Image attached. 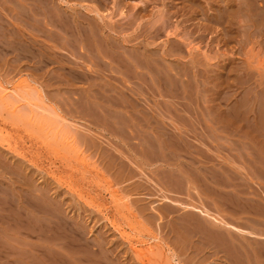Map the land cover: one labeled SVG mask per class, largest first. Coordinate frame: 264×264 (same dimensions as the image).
Here are the masks:
<instances>
[{
  "label": "rangeland",
  "instance_id": "374dc122",
  "mask_svg": "<svg viewBox=\"0 0 264 264\" xmlns=\"http://www.w3.org/2000/svg\"><path fill=\"white\" fill-rule=\"evenodd\" d=\"M25 1L0 0V264H264V19L243 30L236 0Z\"/></svg>",
  "mask_w": 264,
  "mask_h": 264
},
{
  "label": "bare ground",
  "instance_id": "6f19581e",
  "mask_svg": "<svg viewBox=\"0 0 264 264\" xmlns=\"http://www.w3.org/2000/svg\"><path fill=\"white\" fill-rule=\"evenodd\" d=\"M32 1V0H31ZM36 1V0H35ZM83 1V0H82ZM97 1V0H96ZM100 1V0H99ZM109 1V0H108ZM115 1V0H114ZM135 1V0H134ZM140 1V0H139ZM175 1H177L178 2V0H175ZM183 1H185V0H183ZM222 0H220V2H221ZM231 1V0H230ZM25 2H29L28 0L27 1H25ZM34 2V1H33ZM42 2V1H41ZM45 1L43 0V3H44ZM86 2V1H85ZM84 1H83V3H85ZM90 2V1H89ZM88 2V3H89ZM94 2V1H93ZM104 2V1H103ZM118 2H119V0H118ZM148 2V1H147ZM151 2H152V0H151ZM151 2H150V4H151ZM155 2V1H154ZM164 2V1H163ZM192 2V1H191ZM225 2V1H224ZM31 3V2H30ZM54 3V2H53ZM62 3V2H61ZM67 3V2H66ZM81 3V2H80ZM87 3V4H88ZM91 3V2H90ZM95 3H97V2H95ZM94 3V4H95ZM142 3V2H141ZM140 3V4H141ZM190 3V2H189ZM209 3V2H208ZM93 4V5H94ZM148 4V3H147ZM183 4V3H182ZM191 4V3H190ZM200 4V3H199ZM217 4V3H216ZM219 4V3H218ZM31 5V4H30ZM37 5H39V4H37ZM47 5V4H46ZM45 5V6H46ZM69 6H70V4H68ZM99 5V4H98ZM102 5V4H101ZM107 5V4H106ZM135 5H138V4H135ZM144 5V4H143ZM198 5V4H197ZM27 6H28V4H27ZM33 6H34V4H33ZM36 6V5H35ZM42 6H44L43 4H42ZM44 6V7H45ZM108 6V5H107ZM141 6V5H140ZM164 6V5H163ZM167 6V5H166ZM192 6V5H191ZM216 6V5H215ZM225 6V5H224ZM224 6H220L219 7V9L218 10H215V11H217V18H216V20H217V23L219 24V25H230V26H232L231 24V22H230V19L227 17V10H226V8H224ZM49 7V6H48ZM76 7V6H75ZM103 7V6H102ZM149 7V6H148ZM188 7H190L189 5H188ZM187 7V8H188ZM197 7V6H196ZM208 7V6H207ZM217 7V6H216ZM235 12H236V16H237V18L236 19H238V25L239 26H241V28L244 30V28L243 27H247V23L249 22V24H251L252 26H250V27H257L255 30L257 31V29H258V27L259 26H261V23H263L262 21H263V19H264V0H236V2H235ZM32 8V7H31ZM30 8V9H31ZM36 8V7H35ZM34 8V9H35ZM50 8V7H49ZM55 8V7H54ZM94 8V7H93ZM99 8V7H98ZM105 8V7H104ZM192 8H193V6H192ZM191 8V9H192ZM200 8H201V6H200ZM213 8V7H212ZM28 9V8H27ZM33 9V8H32ZM31 9V10H32ZM39 9H41V8H39ZM39 9H38V11H39ZM68 9V8H67ZM82 9V8H81ZM83 9H85L84 7H83ZM82 9V10H83ZM95 9V8H94ZM132 9V8H131ZM148 9V8H147ZM189 9V8H188ZM197 9V8H196ZM202 9V8H201ZM205 8H203V10H204ZM231 9H233V8H231ZM22 10V9H21ZM24 10V9H23ZM86 10V9H85ZM200 10V9H199ZM16 11V10H15ZM44 11V10H43ZM42 11V12H43ZM46 11V10H45ZM138 11V10H137ZM136 11V12H137ZM141 11V10H140ZM149 11H150V9H149ZM148 11V12H149ZM196 11V10H195ZM201 11V10H200ZM200 11H199V13H200ZM211 11V10H210ZM229 11H231L232 12V10H229ZM249 11H250V13H249ZM26 12V11H25ZM27 12H28V10H27ZM26 12V13H27ZM87 12H89V10L87 11ZM90 12H91V10H90ZM99 11H94L93 10V13H94V15L95 16H100L99 15V13H98ZM159 12H161V11H158V14H159ZM202 12V11H201ZM29 13H31V12H29ZM48 13V12H47ZM50 13V12H49ZM63 13V12H62ZM203 13H204V11H203ZM233 13V12H232ZM39 14H40V12H39ZM119 14V13H118ZM134 14V13H133ZM132 14V15H133ZM145 14H147V13H145ZM34 15V14H33ZM32 15V16H33ZM41 15V14H40ZM51 15H52V13H51ZM50 15V16H51ZM64 15V14H63ZM62 15V16H63ZM73 15H74V12H73ZM78 15V14H77ZM76 15V16H77ZM81 15V14H80ZM85 15V14H84ZM83 15V16H84ZM120 15V14H119ZM150 15V14H149ZM36 16H38V14L36 15ZM49 16V19L51 18ZM59 16V18L61 17V15L59 14L58 15ZM75 16V15H74ZM83 16H81V17H83ZM112 16V15H111ZM124 16V15H123ZM128 16V15H127ZM209 16H211V15H209ZM29 17H30V15H29ZM39 17V16H38ZM47 17H48V15H47ZM46 17V18H47ZM94 17V16H93ZM104 17V16H103ZM148 17V16H147ZM214 17V16H213ZM57 18V17H56ZM58 18V19H59ZM68 18V17H67ZM70 18V17H69ZM68 18V19H69ZM84 18H87V17H84ZM138 18V17H137ZM144 18V17H143ZM207 18V17H206ZM212 18V17H211ZM235 18V17H234ZM32 18H30V20H31ZM48 19V18H47ZM65 19V18H64ZM74 19V18H73ZM94 19H98V18H94ZM101 19V18H100ZM126 19V18H125ZM124 19V20H125ZM142 19V18H141ZM168 19H169V16H168V12L167 11H164V12H162V13H160V15H159V17L156 19V21L155 22H153L151 25L153 26V28H155V24H159V22H160V27L161 28H163L164 30H166V26H167V23H168ZM213 19V18H212ZM33 20V19H32ZM45 20V19H44ZM53 20H54V18H53ZM78 20H80V19H78ZM127 20H128V18H127ZM136 20V19H135ZM206 20V19H205ZM208 20V19H207ZM214 20V19H213ZM0 21H1V19H0ZM37 21H39V20H37ZM49 21V20H48ZM52 21V20H51ZM61 21H62V18H61ZM81 21H83V20H81ZM85 21H88V19L87 20H85ZM112 21H114V19L113 20H111V24H112ZM122 21V20H121ZM130 21V20H129ZM134 21V20H133ZM137 21V20H136ZM215 21V20H214ZM2 22V21H1ZM42 22V21H41ZM44 22V21H43ZM58 22V21H57ZM63 22V21H62ZM68 22V21H67ZM71 22V21H70ZM70 22H68V23H70ZM78 22V21H77ZM99 22V21H98ZM124 22V21H123ZM135 22V21H134ZM209 22V21H208ZM40 23V22H39ZM53 23V22H52ZM65 23V22H64ZM79 23V22H78ZM96 23V22H95ZM94 23V24H95ZM104 23V22H103ZM21 24H24V23H20V25ZM41 24V23H40ZM54 24V23H53ZM109 24V23H108ZM120 25H121V23H119ZM119 24H117V25H119ZM125 24H126V22H125ZM27 25H29V24H27ZM59 25V24H58ZM69 25V24H68ZM76 25V24H75ZM75 25H74V27H75ZM104 25V24H103ZM128 25V24H127ZM131 25V24H130ZM148 25V24H147ZM54 26V25H53ZM52 26V27H53ZM56 26V25H55ZM93 26V25H92ZM111 26V25H110ZM124 26V25H123ZM122 26V27H123ZM126 26V25H125ZM136 26V25H135ZM229 26V27H230ZM243 26V27H242ZM45 27V26H44ZM47 27V26H46ZM60 28H61V26H59ZM68 27V26H67ZM72 27V26H71ZM85 27V26H84ZM120 27V26H119ZM27 28V27H26ZM29 28H31V27H29ZM86 28H87V26H86ZM103 28V27H102ZM121 28V27H120ZM179 28V27H178ZM231 28V27H230ZM240 28V27H239ZM63 29H64V27H63ZM105 29V28H104ZM122 29V28H121ZM127 30H128V28H126ZM138 29V28H137ZM150 29V28H149ZM157 29H158V27H157ZM204 29V28H203ZM261 29H262V27H261ZM264 29V28H263ZM30 30V29H29ZM78 30V29H77ZM95 30H98V29H95ZM94 30V31H95ZM103 30V29H102ZM108 30V29H107ZM125 30V29H124ZM154 30H156V29H154ZM161 30V29H160ZM225 30V29H224ZM246 30H250L249 29V27H248V29L246 28ZM259 30H260V27H259V29H258V32H259ZM39 31V30H38ZM63 31V30H62ZM67 31V30H66ZM85 31V30H84ZM87 31V30H86ZM206 31V30H205ZM218 31V30H217ZM225 31H227V30H225ZM240 31V30H239ZM64 32V31H63ZM97 32V31H96ZM113 32H115V31H113ZM158 32H160V31H158ZM157 32V33H158ZM166 32V31H165ZM221 32V31H220ZM228 32V31H227ZM230 32V31H229ZM241 32V31H240ZM245 32V31H244ZM247 32V31H246ZM255 32V31H254ZM263 32H264V30H263ZM261 30H260V32L257 34V32L255 33L257 36V38H259L260 40H261V38L263 37V35H264V33H263ZM28 33V32H27ZM65 33V32H64ZM68 33V32H67ZM164 33V32H163ZM167 33V32H166ZM232 32H230V34H231ZM248 33V32H247ZM60 34H62V33H60ZM79 34V33H78ZM98 34V33H97ZM113 34V33H112ZM126 34V33H125ZM124 34V35H125ZM224 34V33H223ZM243 34V33H242ZM245 34V33H244ZM63 35V34H62ZM65 35V34H64ZM102 35V34H101ZM100 35V36H101ZM114 35V34H113ZM156 35V34H155ZM176 35V34H175ZM219 35V34H218ZM226 35V34H225ZM71 36V35H70ZM72 36H73V34H72ZM164 36V35H163ZM167 36V35H166ZM179 36H180V34H179ZM245 36V35H244ZM80 37H81V35H80ZM85 37V36H84ZM97 37V36H96ZM124 37V36H123ZM122 37V38H123ZM156 37V36H155ZM158 37V36H157ZM160 37V36H159ZM158 37V38H159ZM249 37H251V36H249ZM255 37V38H256ZM28 38V37H27ZM53 38V37H52ZM92 38V37H91ZM98 38V37H97ZM101 38V37H100ZM127 38V37H126ZM157 38V39H158ZM51 39V38H50ZM63 39V38H62ZM75 39V38H74ZM85 39H87V38H85ZM93 39V38H92ZM251 39V38H250ZM259 39H257V40H259ZM22 40V39H21ZM31 40V39H30ZM69 40V39H68ZM73 40V39H72ZM79 40V39H78ZM107 40H109V38L107 39ZM127 40V39H126ZM187 40V39H186ZM222 40H223V38H222ZM226 40V39H225ZM233 40V39H232ZM241 41H242V39H240ZM16 41V40H15ZM27 41V40H26ZM29 41V40H28ZM49 41V40H48ZM53 41H55V40H53ZM62 41V40H61ZM98 41H99V39H98ZM169 41H170V39H169ZM171 41H173V39L171 40ZM228 41V40H227ZM1 42V41H0ZM51 42V41H50ZM59 42V41H58ZM63 42H65L66 43V40H64ZM68 42V41H67ZM76 42V41H75ZM78 42V41H77ZM80 42V41H79ZM156 42V41H155ZM261 42V41H260ZM259 42V43H260ZM263 42V41H262ZM16 43H17V41H16ZM52 43V42H51ZM57 43V42H56ZM56 43H55V45H56ZM97 43V42H96ZM101 43V42H100ZM100 43H97L98 44V46H100L99 44ZM108 43V42H107ZM112 43V42H111ZM128 43V42H127ZM168 43V42H167ZM256 43H257V41H256ZM255 43V44H256ZM264 43V42H263ZM262 43V44H263ZM32 44V43H31ZM72 44V43H71ZM74 45L73 46H75V44L76 43H73ZM113 44V43H112ZM223 44H225V43H223ZM254 43H250V45H253ZM261 44V43H260ZM259 44V45H260ZM10 45V44H9ZM21 45V44H20ZM24 45V44H23ZM33 45V44H32ZM91 45V44H90ZM89 45V46H90ZM102 45V44H101ZM108 45V44H107ZM153 45H154V43H153ZM173 45V44H172ZM229 45V44H228ZM237 45V44H236ZM246 45H248V43H246ZM70 46V45H69ZM72 46V45H71ZM109 46V45H108ZM112 46V45H111ZM115 46V45H114ZM66 47V46H65ZM80 47V46H79ZM87 47V46H86ZM107 47V46H106ZM173 47V46H172ZM98 48H100V47H98ZM115 48V47H114ZM252 48V47H251ZM25 49V48H24ZM74 50H75V48H73ZM87 49V48H86ZM93 49V48H92ZM108 49V48H107ZM118 49H120V48H118ZM104 50H106V49H104ZM122 51H123V48L121 49ZM73 51V50H72ZM181 51V50H180ZM251 51V50H250ZM27 52V51H26ZM29 52H30V50H29ZM28 52V53H29ZM108 52H110V49H108ZM108 52H106V53H108ZM112 52V51H111ZM124 52V51H123ZM148 52H150V51H148ZM154 52V51H153ZM74 53V52H73ZM77 53V52H76ZM105 53V52H104ZM113 53H115L116 54V52H113ZM118 53L120 54V52L118 51ZM158 53V52H157ZM156 53V54H157ZM166 53V52H165ZM72 54V53H71ZM98 54V53H97ZM115 54H113V55H115ZM131 54V53H130ZM143 54V53H142ZM146 54V53H145ZM154 54H155V52H154ZM170 54V53H169ZM74 55V54H73ZM76 55V54H75ZM85 55V54H84ZM83 55V56H84ZM110 55H112V54H110ZM127 55V54H126ZM178 55V54H177ZM180 55V54H179ZM250 56H251V53L249 54ZM248 55V56H249ZM25 56V55H24ZM109 56V55H108ZM116 56V55H115ZM117 56H119V55H117ZM124 56H125V53H124ZM132 56H134V58H135V55H132ZM132 56H131V58H132ZM156 56V55H155ZM163 56V55H162ZM28 57V56H27ZM47 57V56H46ZM76 57V56H75ZM98 57V56H97ZM128 57V56H127ZM150 57H151V55H150ZM169 57V56H168ZM53 58V57H52ZM126 58V57H125ZM129 58V57H128ZM144 58V57H143ZM170 58V57H169ZM33 59V58H32ZM100 59V58H99ZM118 58L116 57V60H117ZM130 59V58H129ZM155 59H156V57H155ZM69 60V59H68ZM127 60V59H126ZM132 60H133V58H132ZM136 60V59H135ZM134 60V61H135ZM141 60V59H140ZM144 60V59H143ZM163 60V59H162ZM248 60V59H247ZM139 61V60H138ZM147 61V60H146ZM150 60H148L147 62H149ZM54 62H56V61H54ZM121 62V61H120ZM119 62V63H120ZM132 63H133V61H131ZM152 62V61H151ZM157 62H158V60H157ZM249 62V61H248ZM115 63H117V62H115ZM141 63V62H140ZM143 63V62H142ZM154 63V62H153ZM158 63H160V62H158ZM75 64H77V63H75ZM122 64H124L123 62H122ZM135 64V63H134ZM236 64V63H235ZM253 63L251 62L250 63V65H252ZM58 65V64H57ZM61 65H63V64H61ZM71 65V64H70ZM118 65H120V64H118ZM126 65V64H125ZM124 65V66H125ZM136 65V64H135ZM223 64H221V68L224 66H222ZM64 66V65H63ZM75 66V65H74ZM77 66V65H76ZM108 66H110V65H108ZM123 66V67H124ZM143 66V65H142ZM141 66V67H142ZM145 66V65H144ZM144 66H143V69H147V68H144ZM162 66V68H163V65H161ZM249 66V65H248ZM253 66H254V64H253ZM65 67V66H64ZM111 67V66H110ZM122 67V66H121ZM138 67V66H137ZM147 67H148V65H147ZM250 67V66H249ZM60 68V67H59ZM75 68H78V67H75ZM132 68H134L135 69V67H133L132 66ZM149 68H150V66H149ZM153 68V67H152ZM252 68V67H251ZM250 68V69H251ZM255 68H257L256 66H255ZM85 69V68H84ZM104 69V68H103ZM106 69V68H105ZM111 70H112V67L110 68ZM139 69H141V68H139ZM151 69V68H150ZM154 69V68H153ZM223 69V68H222ZM258 69V68H257ZM108 70V69H107ZM125 70V69H124ZM129 70V69H128ZM142 70V69H141ZM141 70H139V71H141ZM148 70V69H147ZM146 70V71H147ZM163 70V69H162ZM175 70V69H174ZM228 69H226V71H227ZM63 71V70H62ZM82 71V70H81ZM92 71V70H91ZM123 71V70H122ZM121 71V72H122ZM142 71H144V70H142ZM149 71V70H148ZM166 71V70H165ZM171 71V70H170ZM177 71V70H176ZM222 71V70H221ZM226 71H225V73H226ZM231 71V70H230ZM110 72V71H109ZM115 72H116V70H115ZM151 72H153L152 70H151ZM156 71H154L153 73L156 75L157 73L159 74V72H157V73H155ZM179 72V71H178ZM178 72H177V74H178ZM254 72V71H253ZM74 73V72H73ZM111 73V72H110ZM128 73V72H127ZM145 73V72H144ZM150 73V72H149ZM161 73V72H160ZM225 73H223V74H225ZM227 73H230V72H228L227 71ZM78 74V73H77ZM81 74V73H80ZM121 74V73H120ZM129 74H130V72H129ZM133 74V73H132ZM169 74V73H168ZM176 73H175V75H177ZM222 74V75H223ZM232 74V73H231ZM261 74V73H260ZM82 75V74H81ZM126 75V74H125ZM145 75V74H144ZM143 75V76H144ZM147 75V74H146ZM154 75V76H155ZM180 75V74H179ZM222 75H221V77H222ZM230 75V74H229ZM122 76H124V74L122 75ZM138 76V75H137ZM157 76V75H156ZM159 76V75H158ZM167 76V75H166ZM169 76H171V74H169ZM181 76H182V74H181ZM185 76V75H184ZM225 76V75H224ZM223 76V77H224ZM83 77V76H82ZM96 77V76H95ZM103 77V76H102ZM126 77V76H125ZM130 77V76H129ZM128 77V78H129ZM134 77V76H133ZM141 77V76H140ZM218 77H219V75H218ZM223 77H222V79H223ZM225 77H227V76H225ZM262 77V76H261ZM72 78V77H71ZM84 78V77H83ZM127 77L124 79V80H127L128 79ZM138 78H139V76H138ZM155 78H157V77H155ZM163 78V77H162ZM229 79L231 78V76L230 77H228ZM249 78V77H248ZM74 79H76V77L74 78ZM134 79V78H133ZM140 79V78H139ZM148 79V78H147ZM152 80H153V78H151ZM157 79H159V78H157ZM217 79V78H216ZM228 79V80H229ZM130 80V79H129ZM151 80V81H152ZM217 80H219V79H217ZM221 80V79H220ZM225 80H227V78L225 79ZM247 80V79H246ZM256 80V79H255ZM141 81V80H140ZM143 81H145V80H143ZM150 81V80H149ZM223 81V80H222ZM257 81V80H256ZM130 82V81H129ZM241 82V81H240ZM243 82H246V81H243ZM136 83V82H135ZM138 83V82H137ZM155 83V82H154ZM223 83V82H222ZM225 83H226V81H225ZM248 83V82H247ZM165 84V83H164ZM227 84V83H226ZM241 84H244V83H241ZM259 84H262V82H260ZM144 85V84H143ZM148 85V84H147ZM246 85V84H245ZM251 86H252V84H250ZM256 85H257V83H256ZM136 86V85H135ZM141 86V85H140ZM140 86H139V88H140ZM217 86V85H216ZM229 86V85H228ZM137 87V86H136ZM142 87V86H141ZM254 87H256V86H253V89H254ZM123 88V87H122ZM218 88H220L221 89V87H219L218 86ZM257 88V87H256ZM256 88H255V90H256ZM132 89H133V87H132ZM137 89V88H136ZM146 89V88H145ZM250 90H251V88H249ZM122 90V89H121ZM134 90V89H133ZM141 90V89H140ZM224 92H225V90H223ZM227 91H229V90H227ZM134 92V91H133ZM136 92V91H135ZM223 92V93H224ZM242 92V91H241ZM251 91H249V93H250ZM259 92V91H258ZM258 92L256 91V93L258 94ZM260 92H262V91H260ZM67 93V92H66ZM218 93V92H217ZM226 93V92H225ZM263 94H264V92H262ZM70 94V93H69ZM130 94V93H129ZM255 94V93H254ZM222 95H224V94H222ZM221 95V96H222ZM256 95V94H255ZM182 97V96H181ZM248 97H249V94H248ZM224 98V97H223ZM174 99V98H173ZM220 100H222L221 98H219ZM249 99V101H247V104L249 105V103H250V101H252V100H250L251 98H248ZM256 99V98H255ZM247 100V99H246ZM219 101V100H218ZM243 101V100H242ZM256 101V100H255ZM221 102V101H220ZM223 102V101H222ZM249 102V103H248ZM254 102V101H253ZM255 103V102H254ZM254 103H253V106H254ZM221 104H223V103H221ZM243 103L241 102V105H242ZM247 104L245 105V107L247 106ZM252 104V103H251ZM256 104H258V106H259V103H257L256 102ZM175 105H177V104H175ZM257 106V107H258ZM262 106V105H261ZM244 107V106H243ZM244 107V109L242 110V113H244V115H245V111L247 110L248 111V109L247 108H245ZM249 107H251V106H249ZM225 108V107H224ZM237 109L239 108V107H236ZM235 108V109H236ZM259 108V107H258ZM242 109V108H241ZM255 109V108H254ZM245 110V111H244ZM250 110H252V109H250ZM249 110V111H250ZM238 111H239V109H238ZM238 111H237V114H238ZM244 111V112H243ZM248 111V112H249ZM255 111V113H256V116L255 117H257V111H259V109L258 110H254ZM252 112V111H251ZM261 112V111H260ZM262 113V112H261ZM240 114V113H239ZM239 114H238V117H239ZM251 114V113H250ZM250 114L248 113V115L250 116ZM235 115H236V112H235ZM242 115V114H241ZM244 115H242V116H244ZM190 116V115H189ZM246 116H247V113H246ZM262 116V115H261ZM218 117H219V115H218ZM229 117V116H228ZM231 117V116H230ZM254 117V116H253ZM260 117V116H259ZM252 118V117H251ZM245 119H246V117H245ZM245 119H243V120H245ZM254 119V118H253ZM261 119H263V118H261ZM242 120V121H243ZM249 120H251L250 118H249ZM232 121H235L236 122V120H233L232 119ZM252 121V120H251ZM229 122V121H228ZM235 122H233V125L235 126L236 124H234ZM246 123L248 122V120L247 121H245ZM244 122V123H245ZM249 123V122H248ZM239 124V123H238ZM241 125V124H240ZM246 125V124H245ZM250 125V124H249ZM249 125L247 126L248 128H249ZM160 126H161V124H160ZM181 126V125H180ZM244 126V125H243ZM236 127V126H235ZM242 127V126H241ZM253 127V126H252ZM239 128H240V126H239ZM247 128V129H248ZM244 129V128H243ZM264 129V128H263ZM184 130V129H183ZM234 130H236L235 128H234ZM237 131V130H236ZM240 131H241V128H240ZM244 132V131H243ZM251 132H252V130H251ZM234 133V132H233ZM239 134L241 133V132H238ZM254 133H256V132H254ZM202 134V133H201ZM236 134H237V132H236ZM235 134V135H236ZM258 134H260L261 136L263 135V134H261V133H258ZM234 135V136H235ZM240 136H242L243 137V135H240ZM250 136V135H249ZM189 137V136H188ZM241 137V138H242ZM256 137H257V134H256ZM259 137V136H258ZM257 137V138H258ZM263 137V136H262ZM236 138H238V136L236 137ZM264 138V137H263ZM235 139V138H234ZM259 139V138H258ZM237 140H240V139H237ZM236 140V141H237ZM241 140H243V139H241ZM253 140V139H252ZM255 141V140H254ZM250 142H251V140H250ZM257 142V141H256ZM258 144V143H257ZM255 145V144H254ZM258 146V145H257ZM261 146H264V145H262L261 144ZM190 147V146H189ZM260 147V146H259ZM261 148V147H260ZM253 149V148H252ZM251 149V151H253ZM180 150V149H179ZM263 150V149H262ZM187 152H188V150H187ZM194 152V151H193ZM254 154H255V152H253ZM253 154V155H254ZM249 156V155H248ZM255 156H256V154H255ZM258 158H261L260 157V155L258 156ZM256 159V158H255ZM264 160V159H263ZM250 163V162H249ZM252 163H254V162H252ZM258 164V162H257V160L255 161V164ZM259 163H261V161L259 162ZM262 163H264V161L262 162ZM256 164V165H257ZM261 167H263V166H261ZM260 169V168H259ZM254 170V169H253ZM255 171V170H254ZM264 171V170H263ZM257 173V172H256ZM260 176V175H259ZM261 177V176H260ZM190 182H192V181H190ZM255 187V186H254ZM209 193V192H208ZM25 195V194H24ZM166 197V196H165ZM8 199H10V198H8ZM13 199V198H12ZM162 199H164L163 197H162ZM166 199V198H165ZM167 199H168V197H167ZM247 200V199H246ZM166 201V200H165ZM168 202V201H167ZM177 202V201H176ZM2 203V202H1ZM170 203V202H169ZM178 203V202H177ZM11 204V203H10ZM180 204V203H179ZM182 204V203H181ZM13 205V204H12ZM176 205V204H175ZM4 206H5V204H4ZM3 206V207H4ZM171 206H172V202H171ZM193 206H195V205H193ZM192 206V207H193ZM36 207V206H35ZM174 207V206H173ZM173 207H171V208H173ZM176 207V206H175ZM187 206H185V208H186ZM200 207V206H199ZM5 208V207H4ZM167 208V207H166ZM181 208V207H180ZM182 208H184V207H182ZM190 208H191V206H190ZM201 208V207H200ZM7 209V208H6ZM176 209H178V207L176 208ZM195 209H198V211L197 210H195V211H197V212H201L202 214H207V212H206V210H201V209H199V208H197V206H196V208ZM207 209V208H206ZM0 210H1V208H0ZM173 210V209H172ZM172 210H171V212H172ZM208 211V210H207ZM1 212V211H0ZM23 212V211H22ZM174 212V211H173ZM199 212V213H200ZM200 213V214H201ZM212 213V212H211ZM261 213V212H260ZM201 214V215H202ZM213 214V213H212ZM3 215V214H2ZM51 215V214H50ZM260 215V214H259ZM192 216V215H191ZM209 216H212V215H209ZM208 216V217H209ZM214 216V215H213ZM3 217V216H2ZM217 217V216H216ZM211 218V217H210ZM213 218V217H212ZM220 218V217H219ZM6 218H4V220H5ZM186 220V219H185ZM212 220V219H211ZM215 219H213V222H215L216 223V220L214 221ZM14 221H15V219H14ZM53 221V220H52ZM218 221H220V222H223V220L221 221V219L220 220H218ZM18 222V221H17ZM191 222V221H190ZM210 222V221H209ZM198 224V223H197ZM218 224V223H217ZM212 225V224H211ZM223 225H224V223H223ZM226 225V224H225ZM204 226H205V224H204ZM199 227H200V225H199ZM234 227V226H233ZM195 228H197V227H195ZM232 228V227H231ZM37 229V228H36ZM199 229V228H198ZM208 229V228H207ZM207 229H205V230H207ZM232 229H234V228H232ZM236 229V228H235ZM237 229H239V228H237ZM236 229V230H237ZM209 231V230H208ZM238 231V230H237ZM240 231V230H239ZM246 231V230H245ZM215 232V231H214ZM223 232V231H222ZM41 233V232H40ZM71 233V232H70ZM250 233V232H249ZM74 234H76V233H74ZM213 234V233H212ZM79 235V234H78ZM213 236V235H212ZM216 236V235H215ZM66 240V239H65ZM77 240V239H76ZM224 242V241H223ZM12 250V249H11ZM35 251V250H34ZM97 263V262H96Z\"/></svg>",
  "mask_w": 264,
  "mask_h": 264
}]
</instances>
